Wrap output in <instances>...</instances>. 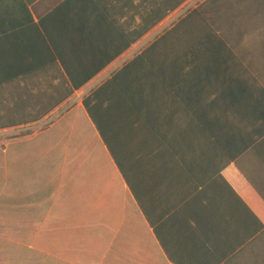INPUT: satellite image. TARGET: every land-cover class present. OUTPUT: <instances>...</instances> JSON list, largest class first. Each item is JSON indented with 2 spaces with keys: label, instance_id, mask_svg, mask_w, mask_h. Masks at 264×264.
Segmentation results:
<instances>
[{
  "label": "crops",
  "instance_id": "crops-1",
  "mask_svg": "<svg viewBox=\"0 0 264 264\" xmlns=\"http://www.w3.org/2000/svg\"><path fill=\"white\" fill-rule=\"evenodd\" d=\"M0 264H264V0H0Z\"/></svg>",
  "mask_w": 264,
  "mask_h": 264
},
{
  "label": "trees",
  "instance_id": "trees-1",
  "mask_svg": "<svg viewBox=\"0 0 264 264\" xmlns=\"http://www.w3.org/2000/svg\"><path fill=\"white\" fill-rule=\"evenodd\" d=\"M71 80H73L74 82V78L71 77ZM75 83V88L78 90L79 88H81V85H79L78 83H76V81L74 82ZM84 105L85 107L87 108V110L89 111L90 114H92V108H91V104H90V100L89 99H86L84 101Z\"/></svg>",
  "mask_w": 264,
  "mask_h": 264
},
{
  "label": "built area",
  "instance_id": "built-area-1",
  "mask_svg": "<svg viewBox=\"0 0 264 264\" xmlns=\"http://www.w3.org/2000/svg\"><path fill=\"white\" fill-rule=\"evenodd\" d=\"M98 86V84L97 85H92L87 91H86V95L87 94H90V93H92V91L96 88Z\"/></svg>",
  "mask_w": 264,
  "mask_h": 264
}]
</instances>
